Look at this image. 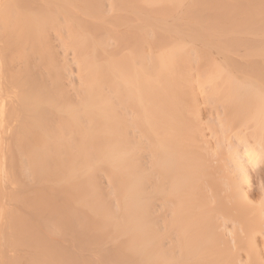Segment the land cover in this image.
Instances as JSON below:
<instances>
[{"label":"bare ground","instance_id":"6f19581e","mask_svg":"<svg viewBox=\"0 0 264 264\" xmlns=\"http://www.w3.org/2000/svg\"><path fill=\"white\" fill-rule=\"evenodd\" d=\"M47 3L0 20L7 264H264V0Z\"/></svg>","mask_w":264,"mask_h":264},{"label":"rangeland","instance_id":"374dc122","mask_svg":"<svg viewBox=\"0 0 264 264\" xmlns=\"http://www.w3.org/2000/svg\"><path fill=\"white\" fill-rule=\"evenodd\" d=\"M3 1H4V0H0V10L2 9V7H3L4 5H5V6H8V3H7L8 0L4 1V2L7 3V4L3 3ZM12 1H13V0H10L11 5H9V6H10V7L13 6L14 10L16 9V11H14L15 13L12 12L13 9L11 10L10 7H9V8L7 7L6 9L3 8L5 11H6L7 9H9V11H11L14 15L17 13V11H19V12L17 13V15H18L19 13H20V15H21L24 11H27V9H28L29 6H30V9H32V12L30 11V9H29L30 12H24V13H26L25 15H27V17L30 16V15H33V17H36V15H37V17H39V16L41 15L40 17L44 18L43 13H45V12H44L45 9H44V7H43V9L41 8V9H42V10H41L40 7H39V6H40L39 4H40V3H41V4H42V3L46 4V3L48 2V0H46V1H47L46 3H45L44 0H39V1H41V2H39V3L36 2L37 0H34V1H35L36 3H38V4L34 3V1H32V0L30 1L31 4H30L29 0H19V1L16 0V2H18V4L21 5V3H22L21 8H19L20 5H19V7L16 5L17 3H16L15 1H14V2H15L16 4L14 3V4H15V5H14ZM23 1H24V2H23ZM27 1H28V2H27ZM52 1H53V0H52ZM20 2H21V3H20ZM49 3H50V1H49ZM1 4H2V7H1ZM9 4H10V3H9ZM12 4H13V5H12ZM29 4H30V5H29ZM47 4H48V3H47ZM53 4H54V3H52L51 5H49V4H48V5H45V8H46V7H49V8H50V10H48V11L46 10V11H47L46 14H48V12L50 11V12H49L50 15H49V14L46 15V18H47V16H48L49 18H51V19L47 18V19H49V21H47V22L50 24V26H49V24H48V26H46L47 28L45 27V29H44V30H45V35H44V36H48V37H44V38H45V40H46V38H49V39H47L48 42H49V40H51V38H54V39H55V37H53V36H54V35H53V34H54V31L56 32L55 34L59 36V32L56 31V30H58L57 28H59L58 20L61 19V18H60V19H58V18H59V16L62 17V15H60V13H59V14H56V12H53V9H54V11H56V10H55L56 7H55V5H53ZM28 5H29V6H28ZM31 5H34V6H32V7H34V8H32ZM38 5H39V6H38ZM15 6H16V8H15ZM25 6H26V7H25ZM35 6H36V7H35ZM42 6H44V5L42 4ZM38 7H39V8H38ZM51 7H52V8L54 7V8L51 9ZM17 8H19V9H17ZM24 8H27V9L24 10ZM20 9H23V10H20ZM34 9H35V11H36V10L39 11L40 15L37 14L38 12H37V13L35 12V14H34V12H33ZM38 9H39V10H38ZM47 9H48V8H47ZM5 11H4V13H5ZM7 11H8V10H7ZM21 11H22V13H21ZM42 11H43V13H42ZM11 12H10V13H11ZM10 13H9V14H10ZM12 13H11V14H12ZM24 13H23V15H24ZM30 13H31V14H30ZM41 13H42V14H41ZM57 13H58V12H57ZM7 14H8V13H7ZM7 14H6V16H5V15H3V16L6 18V17L9 15V14H8V15H7ZM51 14H52L53 17L51 16ZM1 15H2V14H1ZM1 15H0V16H1ZM55 15H58V17L55 16ZM3 16H2V17H3ZM11 16H13V15H10V17H8V18H12ZM15 16H16V15H15ZM21 16H22V15H21ZM2 17H0V20H1ZM4 17H3V18H4ZM13 17H14V16H13ZM16 17H17V16H16ZM37 17H36V18H37ZM40 17L37 18V20L40 19ZM3 18H2V20H3ZM5 18H4V19H5ZM46 18H44V19H46ZM54 18H55V19H54ZM56 18H57V19H56ZM17 19L19 20L18 17H17ZM44 19H43V21H44ZM52 19H54V22H53ZM14 20H15V19H14ZM18 20H17V21H18ZM40 20H42V19H40ZM40 20H39V25L41 26L42 24H40V23H41ZM8 21H9V20H8ZM8 21H7V23H8ZM15 21H16V20H15ZM15 21H13V20L10 19V24L8 23V24L6 25V23H5V22H4V23H5V26L8 27V25H9V26H13V24L16 23ZM21 21H22V20H21ZM55 21H56V23H55ZM0 22H1V21H0ZM18 22H19V21H18ZM51 23H52V24H51ZM54 23H55L56 25H54ZM57 23H58V24H57ZM0 24H1V23H0ZM30 24H31V23H30ZM39 25L36 24V27H38ZM20 26L23 27V24H21V22H19V24L17 25V28H14V29H11L12 27H9V28H10L11 31L14 30V32H15V30H17ZM51 26H52V27L57 26V27H56V30H55V28H54V30H53V28H52V29L49 28V27H51ZM15 27H16V26H15ZM34 27H35V25H34ZM0 28H2V24H1V27H0ZM9 28H8V29H9ZM31 28H32V27H31ZM2 29H4V28H2ZM46 29H47V30H46ZM10 30H9V32H10ZM34 30H35V29H34ZM6 31H7V30H6ZM6 31H5V32H6ZM20 31H21V30H20ZM49 31H50L51 33H50ZM1 32H2V31H1ZM1 32H0V35H1ZM5 32H4V33H5ZM12 32H13V31H12ZM16 32H17V31H16ZM16 32H15V33H16ZM46 32H47V33H46ZM48 32H49V33H48ZM52 32H53V33H52ZM10 33H11V32H10ZM10 33H8V31H7V33H5V34H7V36L10 37V36L8 35V34H10ZM15 33H14V34H15ZM57 33H58V34H57ZM2 34H3V33H2ZM46 34H47V35H46ZM48 34H49V35H48ZM50 34H52L53 36L51 35V36H52V37H51ZM2 36H4V34L1 35V37H2ZM11 36H13V34H12ZM20 36H21V35L19 34V38L21 39L22 36H21V37H20ZM49 36H50L51 38H50ZM4 37L6 38V36H4ZM17 37H18V36H17ZM35 37H38V35H36ZM10 38H11V37H10ZM56 38H57V36H56ZM58 38H59V37H58ZM6 39H8V38H6ZM6 39L4 40L3 43H5V42L7 41ZM17 39H18V38H17ZM0 40L3 41L2 38H1ZM14 40H15V38H14ZM52 40H53V39H52ZM2 41H0V42H1V45L3 46L4 44L2 43ZM15 41H16V40H15ZM15 41H13V42H15ZM37 41H38V40H37ZM8 42L11 43L12 40H11V41H8ZM8 42H7V44L9 45L10 43H8ZM13 42H12V43H13ZM20 42H22V41H21V40H18V41H17V43L15 44L16 47H17L18 43L21 44ZM54 42H55V40H53V43H54ZM35 43H36V42H35ZM49 43H51V46H52V44H53L52 41H50ZM55 43H56V42H55ZM55 43H54V44H55ZM1 45H0V46H1ZM8 45H7V46L5 45L4 47H8ZM15 45H14V43H13V45H10V46H9V47H10V50H11L10 52H11V54H13V55H15L14 52L16 53V55H17V53L19 52V51L16 52L17 49H15V51L13 50L12 47L15 46ZM2 46H1V47H2ZM11 46H12V47H11ZM18 46H19V45H18ZM55 46H56V45H55ZM1 47H0V48H1ZM11 48H12V49H11ZM6 49H7V48H6ZM6 49H5V50H6ZM2 50H3V49H1V53H2ZM7 50H8V49H7ZM8 51H9V50H8ZM8 51H4V52L6 53V55H5V53L3 52V54H4L5 57L1 54V55L3 56V57H1L2 59H4V58H7V59H9V60H10V59H13V57L10 58V55L8 56V53H7ZM12 51H14V52H12ZM10 52H9V53H10ZM26 53H27V52H26ZM26 53H25V54L23 53L24 56L26 55ZM53 54H54V53H53ZM35 55H36V54H35ZM6 56H8V57H6ZM11 56H12V55H11ZM18 56H19V55H18ZM27 56H28V55H27ZM29 56L31 57L30 54H29ZM53 56H54V55H53ZM56 56H57V54H55V57H56ZM16 57H17V56H16ZM20 57H21V60H20V61H21V63H22V61H24V58H22V55H20ZM20 57H19V59H20ZM30 57H29V58H30ZM36 57H37V56H36ZM17 58H18V57H17ZM29 58H28V60H29ZM32 58H34L33 55H32V57H31V60H32ZM59 58H60V57H58V59H56V60H58V61H56L55 58H54V60L56 61V63H58V62L60 61L61 58H60V59H59ZM2 59H1V61H2ZM7 59H6V61H7ZM14 59H15V58H14ZM14 59H13V60H14ZM19 59H18V60H19ZM35 59H36V58H35ZM16 60H17V59H15V61H16ZM38 60H39V59H38ZM15 61H13L12 64H13ZM29 61H30V60H29ZM32 61H33V60H32ZM7 62H8V61H7ZM10 62H11V61H10ZM38 62H39V61H38ZM3 63H4V62H3ZM5 63H6V62H5ZM5 63H4V64H5ZM36 63H37V62H36ZM7 64H9V63H7ZM7 64H6V65H7ZM22 64H23V63H22ZM6 65H4V66H6ZM10 65H11V64H10ZM13 65H14V64H13ZM1 66H2V65H1ZM2 67H3V66H2ZM8 67H9V65H8ZM0 69H1V68H0ZM2 70H3V69H2ZM6 70H7V68H6ZM8 70H9V69H8ZM0 72H1V70H0ZM7 72H8V71H7ZM2 73H3V72H1V74H2ZM5 73H6V72H5ZM8 73H9V72H8ZM1 74H0V75H1ZM2 75H3V74H2ZM2 75H1V76H2ZM8 75H9V74H8ZM1 76H0V78H2ZM4 77H5V76H4ZM6 77H7V73H6ZM0 80L2 81V79H0ZM1 81H0V85L4 82V79H3L2 82H1ZM3 127H4V126H0V128H3ZM24 139H25V138H24ZM28 140H29V139H27V141H28ZM2 141L5 142V139H2ZM2 141L0 142V185L2 184V186H0V189H2L3 191L0 190V195H1V197H2V192H3V197H2L1 199H3V198H4V199H3V202H1L2 200L0 199V200H1L0 202H1V203H4V204L1 205V203H0V206H1V207L4 206L3 208H6V209H7V206H6V203H7V202L5 203V200H6V199H5L4 195H5V193L7 192L6 190H7L8 187H9L8 189H10V190L12 191V188H11V187H13V185L10 184V186H9V185H8L7 183H5V182L3 183V180H2V179H3V176H2V175L5 174V172L8 173V169H7V166H8V164H7V159H6V157H5L6 155H4V150H3V149H5V147H7V144H6V143L8 142V140H7L6 143H4V142L2 143ZM12 141H13V140H12ZM1 143H2V144H1ZM11 143H12V144H11L12 147H14L13 145H14L16 142H15V143L11 142ZM3 145H4L5 147H4ZM8 145H10V144H8ZM17 145H19V144H17ZM15 146H16V144H15ZM19 146H20V145H19ZM19 146H18V147H19ZM22 146H23V144H22ZM2 156H3L4 158H3ZM9 157H10V156H9ZM14 157H15V155H14ZM18 157H19V156H18ZM16 158H17V157H16ZM16 158L13 159V160H15V162L12 160L14 163H18V162H19L18 160H20V158L17 159V160H16ZM2 160H3V161H2ZM4 160H5V161H4ZM16 161H17V162H16ZM13 162H12V163H13ZM9 163H10V162H9ZM14 163H13V165H14ZM10 164H11V163H10ZM10 164H9V166H10ZM19 164H20V162L16 165V166H18V168L21 166V165L19 166ZM16 166H15V167H16ZM11 167H12V166H11ZM8 168H9V167H8ZM15 169H16V168H15ZM11 171H13V169H12ZM14 171H15V170H14ZM16 171L18 172V171H20V170H19V169H18V170L16 169ZM3 187H4V188H3ZM5 188H6V189H5ZM10 190H8V192H9ZM11 191H10V193H11ZM8 194H9V193H8ZM8 196H10V195H8ZM6 197H7V196H6ZM7 200H8V197H7ZM7 200H6V201H7ZM9 203H10L11 206H12V201H11V202L9 201ZM9 203H8V204H9ZM8 204H7V205H8ZM6 209H3V213L5 212ZM8 209H9V205H8ZM4 217H6L5 214H3L2 217H1V220H0V221H1V224L4 222L3 220L6 219V218L4 219ZM5 222H6V221H5ZM5 222H4V223H5ZM3 226L5 227L4 224H3ZM3 229H4V228H3ZM2 237H3V235H2ZM2 239H3V238H2ZM1 241H2V242H1ZM7 244H8V243H7ZM8 246L10 247L9 244L6 245L5 242H3V240H0V264H7V261L9 260V256L11 255V254H9V251H10L11 249L8 248ZM8 249H10V250H8Z\"/></svg>","mask_w":264,"mask_h":264}]
</instances>
